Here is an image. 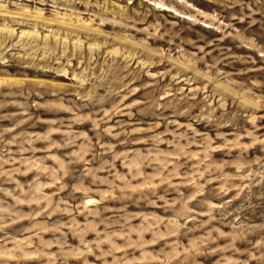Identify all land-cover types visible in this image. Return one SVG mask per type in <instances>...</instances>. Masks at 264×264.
<instances>
[{"label":"rangeland","instance_id":"1","mask_svg":"<svg viewBox=\"0 0 264 264\" xmlns=\"http://www.w3.org/2000/svg\"><path fill=\"white\" fill-rule=\"evenodd\" d=\"M0 264H264V0H0Z\"/></svg>","mask_w":264,"mask_h":264}]
</instances>
